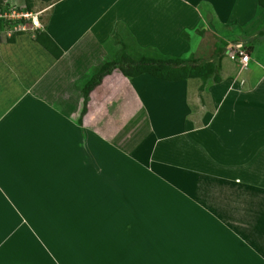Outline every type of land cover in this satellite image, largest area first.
<instances>
[{
	"label": "crops",
	"instance_id": "1",
	"mask_svg": "<svg viewBox=\"0 0 264 264\" xmlns=\"http://www.w3.org/2000/svg\"><path fill=\"white\" fill-rule=\"evenodd\" d=\"M118 1L53 0L40 13L44 24L39 14L31 33L0 40L2 257L264 264V31L247 52L246 39L231 41L246 0H142L141 31ZM253 4L245 22L264 28ZM198 23L200 44L242 45L247 65L222 57L219 81L202 89V82L191 88L192 79H128L114 70L90 93L78 123L83 96L75 82L107 56L117 25L177 57L188 49L183 30ZM37 31L61 49L59 59L34 41ZM166 89L169 97L155 95Z\"/></svg>",
	"mask_w": 264,
	"mask_h": 264
},
{
	"label": "rangeland",
	"instance_id": "2",
	"mask_svg": "<svg viewBox=\"0 0 264 264\" xmlns=\"http://www.w3.org/2000/svg\"><path fill=\"white\" fill-rule=\"evenodd\" d=\"M133 0H119L117 3V7H125L127 8V15L132 16L133 22L137 25V29L139 31L142 30V25L145 24V13L143 11V3L142 0H134V3L130 4ZM16 5L19 9V12H24V3L23 0H16ZM51 3V2H50ZM50 3L41 2L39 0L34 1V6L31 10L29 18H13L11 20H4V21H10V24H2L0 25V40H8L10 37H14L16 34H22V33H31L30 26L32 23V18L30 17H36L41 13V11L45 10L47 5ZM245 10L240 11L239 15L241 16L240 26L234 28L231 27V29H234V33H232V39L231 41L233 43H236V41H242L245 40V51L247 52L250 48L251 43L255 39V35L258 31H264V28H261V26L255 28L256 21L253 22H245V20H248L250 16H253L255 14V6L252 5V0H246L245 3ZM238 7V6H237ZM0 10L3 11L2 14L7 13L11 14V11L9 10L8 2L6 3V0H1V7ZM170 12L173 13L172 9L169 10V7L167 8V12L162 16V19L165 21H169L170 19H173V15L170 14ZM238 12V11H237ZM258 15H261L257 19L258 21H261V19L264 21V12L263 10L257 11ZM174 14V13H173ZM47 18L46 14H40V24H44L45 20ZM189 14L181 13V20L183 23L189 22ZM202 24L198 23L194 28L186 27L183 31V37L182 39L186 41L188 49L186 51V47L182 45L181 53L180 55H175L177 57H195V58H212L211 56H214L215 58L218 55H221L223 57V64L229 62L231 65H234L233 61L230 59L231 53L228 51H225L224 44H221L219 42H216L213 45L212 50H210V44L209 41H204V43L200 44L203 38V30H202ZM223 32H226V29H221ZM36 33V32H35ZM127 31L123 26L117 25L115 29L113 30L111 40L108 41L106 44L107 48V55L111 58H115V56H119L121 53L120 51H125L130 57H133L134 59H138L142 56H145L146 54H151L153 51L159 52L155 47L147 46L145 45V39H142V36H138L136 40H134L133 37H126L125 34ZM242 37V38H241ZM249 37V38H247ZM185 44V43H184ZM157 46V45H155ZM205 56V57H204ZM213 57V59H214ZM236 65V64H235ZM235 68H237L235 66ZM212 82V80H209ZM202 81L200 79H192L188 83H190L191 88H193V85L200 84ZM169 91L166 90H160L155 95H162L163 93L169 97ZM194 92V90H193ZM163 94V95H164ZM0 207L3 209L2 203L0 202ZM7 228V227H5ZM5 246L3 248H0V264H14L10 259H8V254L6 253V256L3 258L4 255Z\"/></svg>",
	"mask_w": 264,
	"mask_h": 264
},
{
	"label": "trees",
	"instance_id": "3",
	"mask_svg": "<svg viewBox=\"0 0 264 264\" xmlns=\"http://www.w3.org/2000/svg\"><path fill=\"white\" fill-rule=\"evenodd\" d=\"M34 1L35 0H23V10L25 13L31 12ZM39 1L50 3L53 0ZM257 6L264 11V0H257ZM2 12L3 11L0 10V14H2ZM1 23L10 24V21L0 19V25ZM260 33L262 32L258 34ZM34 41L55 59L61 57V49L47 33L37 31ZM7 42L13 43L14 37H10ZM120 52L119 56H115V58H111L107 55L98 66L92 67L84 76L75 82L76 88L83 96V105L78 120L79 124H81L82 118L87 112L90 93L101 84L105 76L110 75L114 70H119V72L128 79L136 78L143 74H148L166 82L200 79L202 81L201 89L208 80H212L213 82L219 81L218 69L221 63V55H218L214 59L195 57L183 58L163 55L157 51H153L151 54H146L138 59H134L125 51Z\"/></svg>",
	"mask_w": 264,
	"mask_h": 264
},
{
	"label": "built area",
	"instance_id": "4",
	"mask_svg": "<svg viewBox=\"0 0 264 264\" xmlns=\"http://www.w3.org/2000/svg\"><path fill=\"white\" fill-rule=\"evenodd\" d=\"M8 2L9 10L11 11V14H0V19L2 20H11L14 16V18H29L30 14L28 13H21L19 12V9L16 5V0H6V3ZM32 23H33V17ZM228 52L231 53L230 58L237 62L240 66H246L248 63V55L243 51L242 45H235L227 49Z\"/></svg>",
	"mask_w": 264,
	"mask_h": 264
},
{
	"label": "bare ground",
	"instance_id": "5",
	"mask_svg": "<svg viewBox=\"0 0 264 264\" xmlns=\"http://www.w3.org/2000/svg\"><path fill=\"white\" fill-rule=\"evenodd\" d=\"M33 25L36 26V24H35V17L33 18Z\"/></svg>",
	"mask_w": 264,
	"mask_h": 264
}]
</instances>
